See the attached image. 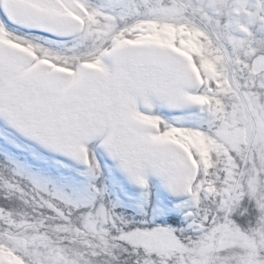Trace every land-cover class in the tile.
Instances as JSON below:
<instances>
[{
  "label": "snow or ice",
  "instance_id": "6c2138e0",
  "mask_svg": "<svg viewBox=\"0 0 264 264\" xmlns=\"http://www.w3.org/2000/svg\"><path fill=\"white\" fill-rule=\"evenodd\" d=\"M0 264H264V0H0Z\"/></svg>",
  "mask_w": 264,
  "mask_h": 264
}]
</instances>
